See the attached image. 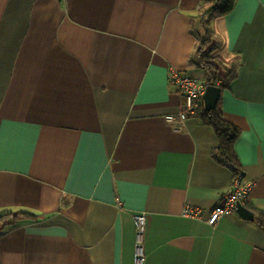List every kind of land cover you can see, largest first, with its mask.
<instances>
[{"label":"crops","instance_id":"crops-1","mask_svg":"<svg viewBox=\"0 0 264 264\" xmlns=\"http://www.w3.org/2000/svg\"><path fill=\"white\" fill-rule=\"evenodd\" d=\"M0 0V264H264V0ZM201 47L236 67L220 96L239 128L245 206L207 223L233 169L214 129L188 113L171 68L205 82ZM198 217L182 215L184 205Z\"/></svg>","mask_w":264,"mask_h":264},{"label":"trees","instance_id":"trees-1","mask_svg":"<svg viewBox=\"0 0 264 264\" xmlns=\"http://www.w3.org/2000/svg\"><path fill=\"white\" fill-rule=\"evenodd\" d=\"M229 8L230 3L223 7L211 8L206 13L205 18L202 20L204 31L202 46L209 42L211 36L210 19L226 12ZM201 61L208 71V77L205 81L206 85L212 84L224 88L236 77L237 71L234 65H224L218 56L210 55V52L204 50L202 47ZM192 115L201 118L204 124L210 125L214 129L218 138V145L212 150V156L220 163L231 165L234 170L233 173L236 175L235 169L239 167V162L234 150V143L239 136V128L223 116L220 101H218L215 108L210 110H206L202 101H200V103L195 105ZM255 213L257 222L264 229V210L256 209ZM20 216L34 217L33 214L26 211H8L1 213L0 229L13 225Z\"/></svg>","mask_w":264,"mask_h":264},{"label":"built area","instance_id":"built-area-1","mask_svg":"<svg viewBox=\"0 0 264 264\" xmlns=\"http://www.w3.org/2000/svg\"><path fill=\"white\" fill-rule=\"evenodd\" d=\"M207 1L212 8L223 7L232 2V0H204ZM168 81L177 87L178 92L183 97L181 105V114L177 120L172 114L166 115V119L173 123L175 128H179L183 119L189 113H193L196 104L202 101L201 96L205 90L206 83L200 82L196 78L183 74L177 69L171 68L168 74ZM233 169L231 165H228ZM236 175L233 177L232 187L226 195L225 203L214 206L207 216V223L214 225L218 218L222 215H230L236 211L237 203L245 205L247 194L249 193L252 183H242V171L235 169ZM202 213V209L190 204L184 205L182 215L187 217H198ZM136 228L135 251L133 256V264H143L145 254L142 247V236L145 226V216L143 213L134 215Z\"/></svg>","mask_w":264,"mask_h":264},{"label":"water","instance_id":"water-1","mask_svg":"<svg viewBox=\"0 0 264 264\" xmlns=\"http://www.w3.org/2000/svg\"><path fill=\"white\" fill-rule=\"evenodd\" d=\"M221 91L222 87L218 85L208 84L205 86L201 99L206 110L216 107L218 101L220 100ZM236 212L245 219L252 220L254 218V212L239 202L237 203Z\"/></svg>","mask_w":264,"mask_h":264}]
</instances>
